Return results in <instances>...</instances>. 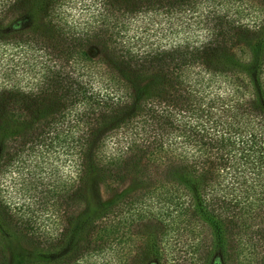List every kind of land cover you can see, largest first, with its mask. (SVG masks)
Listing matches in <instances>:
<instances>
[{
    "label": "trees",
    "instance_id": "16d2710c",
    "mask_svg": "<svg viewBox=\"0 0 264 264\" xmlns=\"http://www.w3.org/2000/svg\"><path fill=\"white\" fill-rule=\"evenodd\" d=\"M141 160L264 197V0H0V264H109L89 189Z\"/></svg>",
    "mask_w": 264,
    "mask_h": 264
},
{
    "label": "rangeland",
    "instance_id": "374dc122",
    "mask_svg": "<svg viewBox=\"0 0 264 264\" xmlns=\"http://www.w3.org/2000/svg\"><path fill=\"white\" fill-rule=\"evenodd\" d=\"M175 177L141 160L128 166L119 186H90L94 214H107L115 231L109 264H264V197L246 200L230 183L214 186L208 212L201 213L200 199ZM121 207L124 213L114 214ZM5 250L9 258L34 260L27 241L9 242Z\"/></svg>",
    "mask_w": 264,
    "mask_h": 264
}]
</instances>
